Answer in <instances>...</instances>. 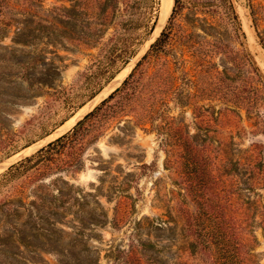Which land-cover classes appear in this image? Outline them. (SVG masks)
<instances>
[{
    "label": "rangeland",
    "instance_id": "374dc122",
    "mask_svg": "<svg viewBox=\"0 0 264 264\" xmlns=\"http://www.w3.org/2000/svg\"><path fill=\"white\" fill-rule=\"evenodd\" d=\"M159 9L0 0V264H264V0H173L8 173Z\"/></svg>",
    "mask_w": 264,
    "mask_h": 264
},
{
    "label": "trees",
    "instance_id": "16d2710c",
    "mask_svg": "<svg viewBox=\"0 0 264 264\" xmlns=\"http://www.w3.org/2000/svg\"><path fill=\"white\" fill-rule=\"evenodd\" d=\"M177 3V0H176ZM169 40V35L168 33L165 31L161 33L160 37L157 39V41L151 46L150 50L155 49L158 52L163 51V49H165L167 42ZM145 57V56H144ZM143 57V58H144ZM140 63L138 62L136 66H138ZM132 77V73L128 75V77L123 81L122 85L117 88L113 93H111L105 100H103L99 106L95 107L91 112H89L88 114H86L83 119L79 120L76 125L73 127L72 130H70L68 133L62 135L61 137L57 138L56 140H54L53 142H50L47 146H45L44 148L40 149L35 155H32L30 157L25 158L24 160L12 165L9 170L8 173L13 170L15 167H20L23 166L26 163H30L33 161V159H36L35 161V165H39V164H43L45 163V161H47L48 159L46 157V153L49 150L54 149V147H56L57 145H64V144H69L73 138L75 136H77V134L79 132H81L82 127L84 126V124L86 122H88L92 117H94L100 110L101 108L108 103L110 100H112L115 96V94H117L118 92H120L127 84L128 80ZM43 199V198H41Z\"/></svg>",
    "mask_w": 264,
    "mask_h": 264
},
{
    "label": "bare ground",
    "instance_id": "6f19581e",
    "mask_svg": "<svg viewBox=\"0 0 264 264\" xmlns=\"http://www.w3.org/2000/svg\"><path fill=\"white\" fill-rule=\"evenodd\" d=\"M173 0H160V9H159V23L158 25L155 26L150 38L148 39L147 43L145 46L142 47L140 50V53L136 57H134L129 64L126 65L124 69L118 73V75L113 79V81L102 91L100 92L91 102L90 104H87L86 106L82 107L73 117H71L64 125L59 127V131L66 130V128L70 125L73 124L74 122L77 121L78 118H80L86 111L90 110L93 108L98 102L103 100L110 94L120 83L121 81L125 78V76L128 74V72L131 70V68L134 66L136 61L138 60V57L142 54V52L147 48L149 42H151L155 37L158 35L160 29L162 28L167 16L169 15L171 8H172ZM243 11L240 9V14H242ZM242 18V17H241ZM244 27L245 30L250 34L251 29L248 26V23L244 19ZM242 21V22H243ZM250 42V41H249ZM253 46V45H252ZM255 52V51H254ZM38 145H32L28 147L24 152L28 154V152L33 151ZM41 146V145H40ZM21 154V153H20ZM26 156V155H25ZM6 167V166H5ZM0 166V170H1ZM4 169V168H3Z\"/></svg>",
    "mask_w": 264,
    "mask_h": 264
},
{
    "label": "water",
    "instance_id": "95a60500",
    "mask_svg": "<svg viewBox=\"0 0 264 264\" xmlns=\"http://www.w3.org/2000/svg\"><path fill=\"white\" fill-rule=\"evenodd\" d=\"M158 23H159V18L157 19L156 25H158ZM156 25H155V26H156ZM124 80H125V79H124ZM124 80H123V81H124ZM123 81H122V82H123ZM111 82H112V81H111ZM122 82L120 83V85L122 84ZM109 84H110V83H109ZM120 85H119V86H120ZM119 86H117V87H116L111 93H113V92H114ZM111 93H110V94H111ZM110 94H108V96H109ZM104 99H106V98H104ZM104 99H103V100H104ZM103 100H102V101H103Z\"/></svg>",
    "mask_w": 264,
    "mask_h": 264
}]
</instances>
